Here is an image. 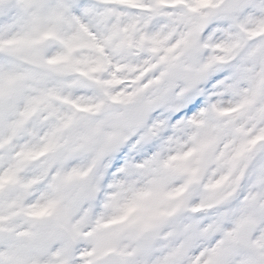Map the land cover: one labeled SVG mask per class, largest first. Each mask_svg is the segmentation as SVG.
<instances>
[{"label":"clouds","instance_id":"clouds-1","mask_svg":"<svg viewBox=\"0 0 264 264\" xmlns=\"http://www.w3.org/2000/svg\"><path fill=\"white\" fill-rule=\"evenodd\" d=\"M28 3L0 0V264H264V10Z\"/></svg>","mask_w":264,"mask_h":264},{"label":"snow or ice","instance_id":"snow-or-ice-1","mask_svg":"<svg viewBox=\"0 0 264 264\" xmlns=\"http://www.w3.org/2000/svg\"><path fill=\"white\" fill-rule=\"evenodd\" d=\"M23 7H29L28 0H23ZM240 7H251L260 10H264V0H233L232 8H240ZM0 9H2V5H0ZM87 11V9H85ZM260 137H256L259 139ZM255 141H253L254 143Z\"/></svg>","mask_w":264,"mask_h":264}]
</instances>
